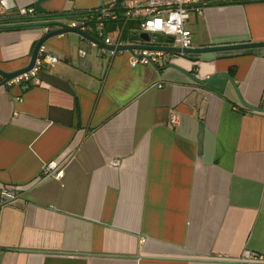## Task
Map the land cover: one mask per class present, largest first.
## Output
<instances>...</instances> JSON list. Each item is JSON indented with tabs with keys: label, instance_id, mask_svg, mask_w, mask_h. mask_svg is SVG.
<instances>
[{
	"label": "crops",
	"instance_id": "1",
	"mask_svg": "<svg viewBox=\"0 0 264 264\" xmlns=\"http://www.w3.org/2000/svg\"><path fill=\"white\" fill-rule=\"evenodd\" d=\"M99 1L7 11L88 13ZM94 23L110 45L120 31L133 41L130 23ZM186 25L192 48L264 43V0ZM44 33L0 29V69L24 68ZM43 49L57 62L39 85L0 87V264H264V114L238 100L264 109V47L174 53L166 66L178 69L130 68L129 52L74 34ZM49 163L56 177L42 176Z\"/></svg>",
	"mask_w": 264,
	"mask_h": 264
},
{
	"label": "built area",
	"instance_id": "2",
	"mask_svg": "<svg viewBox=\"0 0 264 264\" xmlns=\"http://www.w3.org/2000/svg\"><path fill=\"white\" fill-rule=\"evenodd\" d=\"M243 1L248 0H110L106 6L88 12L91 14L87 18L96 23L120 20L124 24H132L133 28L130 30V35L133 44L177 48L182 51L192 48V35L186 25L192 13L200 15L206 8L211 6H222ZM12 12V14H9V11L5 10L0 2L1 20L14 21L33 18L37 15L32 7H22ZM118 12L121 13V16L117 15ZM84 22L72 21L69 25L72 27L81 26L84 30L86 29L83 25ZM45 32H47V28H45ZM141 34H146L149 41L143 42L139 38ZM121 35L122 32L120 31L114 45H127L121 42ZM96 36L102 38V33L99 32ZM157 39H160V41H157ZM103 42L110 45L108 39ZM130 54V68H136L137 66L164 67L168 62V58L175 55L174 53L152 50H136ZM56 62L57 58L46 54L43 47H41L32 69L14 78L6 85L26 84L37 86L40 83L39 71L43 67L53 65ZM169 124L170 126L177 124L175 116L170 117ZM55 169L56 165L49 163L43 166L41 174L44 177H53ZM143 241V239H140L139 242L143 243ZM260 260H262L260 256L251 255L244 262L254 263Z\"/></svg>",
	"mask_w": 264,
	"mask_h": 264
},
{
	"label": "water",
	"instance_id": "3",
	"mask_svg": "<svg viewBox=\"0 0 264 264\" xmlns=\"http://www.w3.org/2000/svg\"><path fill=\"white\" fill-rule=\"evenodd\" d=\"M108 0H100L99 1V8H102L104 6V3ZM1 5L5 10H13L15 7L12 4V0H0ZM70 20L65 18L57 19L56 21H50V22H39L34 23L32 25H29L30 27H41V28H47V32H45L39 40L36 42L33 51L31 53L30 59L28 64L19 70L13 71V72H6L0 69V87L6 85L8 82L13 80L14 78L27 73L30 71L34 65V62L38 56V51L41 47L47 45L50 43L53 39L57 38L58 36L62 35H68V34H74L75 36L81 38L82 40L98 47L101 49H104L106 51L112 52H129L133 53L136 50H152V51H160V52H168V53H182L184 55H203L208 53H220V52H227V51H238V50H246V49H255V48H263L264 43H242V44H228V45H222V46H210L205 48H190L188 50H180L177 48H166V47H153V46H147V45H136V44H127L122 46L117 45H106L101 39H99L95 34L94 30H82L81 26H70L69 23ZM95 24L93 21H85L84 26L87 27L89 25ZM21 26L18 25H6L4 27H1L3 29H13V28H19ZM143 42H148L149 37L146 34H141L139 37ZM156 68V67H154ZM164 68H175L178 69L174 65H167ZM225 76L229 78L227 74H218L216 76ZM233 88L235 87L234 84L231 82ZM236 91V89H235ZM238 100L240 104L255 113L258 114H264V109L255 107V106H249L246 105L244 102L240 100L238 97Z\"/></svg>",
	"mask_w": 264,
	"mask_h": 264
},
{
	"label": "trees",
	"instance_id": "4",
	"mask_svg": "<svg viewBox=\"0 0 264 264\" xmlns=\"http://www.w3.org/2000/svg\"><path fill=\"white\" fill-rule=\"evenodd\" d=\"M254 1H260V0H248V1H243V2H254ZM90 14L91 13H86V12H80L76 14L75 13L74 14H60V15L38 14L33 18L17 19L14 21H7V20L0 19V29H3L1 27H4L6 25H18V26H21L19 28H27V27H30L29 25H32L34 23L56 21L57 19H60V18H65L70 21H78V19L80 20V19L89 17ZM104 23L105 24H109V23L121 24V21L119 20L114 21V22L105 21Z\"/></svg>",
	"mask_w": 264,
	"mask_h": 264
},
{
	"label": "rangeland",
	"instance_id": "5",
	"mask_svg": "<svg viewBox=\"0 0 264 264\" xmlns=\"http://www.w3.org/2000/svg\"><path fill=\"white\" fill-rule=\"evenodd\" d=\"M157 41H160V39H157Z\"/></svg>",
	"mask_w": 264,
	"mask_h": 264
}]
</instances>
